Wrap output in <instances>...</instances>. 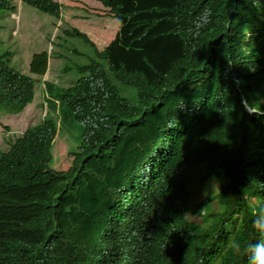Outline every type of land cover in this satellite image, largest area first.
<instances>
[{
    "label": "trees",
    "instance_id": "16d2710c",
    "mask_svg": "<svg viewBox=\"0 0 264 264\" xmlns=\"http://www.w3.org/2000/svg\"><path fill=\"white\" fill-rule=\"evenodd\" d=\"M22 1L60 20L58 2ZM98 1L118 21L106 45L60 21L28 64L42 78L49 62L80 125L65 170L49 167L54 121L28 120L32 78L0 52V264H249L230 244L262 238L264 4ZM68 38L94 52L71 46L74 82L58 57ZM211 183L215 211L190 220L191 193Z\"/></svg>",
    "mask_w": 264,
    "mask_h": 264
},
{
    "label": "rangeland",
    "instance_id": "374dc122",
    "mask_svg": "<svg viewBox=\"0 0 264 264\" xmlns=\"http://www.w3.org/2000/svg\"><path fill=\"white\" fill-rule=\"evenodd\" d=\"M57 1L61 2V6L58 7L61 20L66 19L71 26L82 31L93 42L94 48H102L114 36L118 21L96 0ZM10 2L15 6L12 12L8 8L0 9V52L9 51L13 54L11 65L28 73L27 64L31 54L49 47L46 40L47 35L51 32V35L54 36L55 27L58 24L51 26L52 15L38 11L21 3L20 0H10ZM260 2L264 4V0H260ZM71 46H73L72 49ZM93 47L84 43L80 38L63 39L62 44L57 46L61 50H58L60 52L58 57L72 82L79 79V74L76 73V61L70 57L69 49L75 50L73 52L79 54L81 60L85 61L88 55L94 57ZM63 67L59 68L61 73H63ZM53 75H51L53 81L49 78L50 84L47 85L40 83L37 80L38 77L30 75L33 76L34 90L30 102L25 107L27 115H30L28 118L30 122L36 123L42 119V116L45 120L52 118L56 121V134L53 136L49 148L51 154L49 167L65 170L72 159L70 152L74 151L78 144L80 125L76 123L71 111L62 103L61 99L54 97L58 96L56 93L59 90L51 84L63 85H61L59 74ZM7 115L13 118L12 115ZM2 125L9 126L6 122H3ZM1 129L0 126V132L3 130ZM8 131L9 134L22 132L19 128ZM1 145L2 143H0ZM204 188L203 191L196 189L191 193L186 207V216L190 220H207L215 211V202L204 200V194H209L214 190V183L206 184Z\"/></svg>",
    "mask_w": 264,
    "mask_h": 264
},
{
    "label": "clouds",
    "instance_id": "9594fccd",
    "mask_svg": "<svg viewBox=\"0 0 264 264\" xmlns=\"http://www.w3.org/2000/svg\"><path fill=\"white\" fill-rule=\"evenodd\" d=\"M8 2H9V4L12 6V9H11V12L15 9V6L10 2V0H7ZM53 1H56V2H58L59 4H60V6H61V2L60 1H57V0H53ZM97 2H99L100 4H101V2L100 1H98V0H96ZM20 2L21 3H24L22 0H20ZM24 4H26V3H24ZM26 5H28V4H26ZM29 6H31V5H29ZM31 7H33V6H31ZM106 10H108V8H106L105 6H103ZM33 8H35V7H33ZM36 10H38V11H42V12H44L43 10H40V9H37V8H35ZM109 11V10H108ZM110 12V11H109ZM44 13H46V12H44ZM48 14V13H47ZM48 15H50V14H48ZM52 18H53V16H52ZM59 19L60 20H54V18H53V21H52V23H51V26H53V25H56V24H59L58 22H60V21H65L66 23H68V21H66V19H63V20H61V18L59 17ZM55 21V22H54ZM69 24V23H68ZM57 26V25H56ZM55 30H56V27H55ZM51 33V32H50ZM53 38V35H50V39H52ZM47 41H48V43H49V47L46 49L47 51L50 49V40L48 39V36H47V39H46ZM44 49V48H43ZM35 53V52H34ZM38 53V52H37ZM32 55V54H31ZM12 56H13V54H11V59H12ZM30 58H31V56H30ZM29 62H30V59H29V61H28V64H29ZM28 64H27V69H28V74L29 75H34L35 77H37L35 74H33V73H31L30 71H29V68H28ZM16 68V67H15ZM17 69V68H16ZM49 69H50V65H49V62H48V65H47V67H46V71H45V73H44V75L42 76V78H39L38 77V79L37 80H39L40 81V83H42L43 85H47V84H50L49 82H48V79L49 78H51V80L53 81V77H51V75H49L48 74V71H49ZM17 70H19V69H17ZM22 72V71H21ZM54 76V75H53ZM31 78H32V80H33V76H30ZM78 80V79H77ZM53 83V82H52ZM33 84H34V82H33ZM51 85H55L56 87H57V89H58V86L55 84V83H53V84H51ZM33 88H34V85H33ZM59 90V89H58ZM58 93V92H57ZM56 93V94H57ZM54 97H57V96H54ZM59 98V97H58ZM26 108V107H25ZM249 109V108H248ZM42 119H43V116H42ZM50 119H52V118H50ZM53 120V119H52ZM54 121V123L56 124V121L55 120H53ZM1 126V125H0ZM2 127V126H1ZM3 129V128H2ZM1 129V130H2ZM2 133H3V130H2V132H0V139L3 137V135H2ZM55 134H56V131H55ZM51 168V167H50ZM54 170H57V169H54ZM253 215H254V217H255V219H254V221H253V227L256 229V231L260 234V236L262 237L259 241H257L256 243H249V244H247L246 246H244V245H242L241 244V242L240 241H238V240H235V241H233V242H231V244H230V247H231V250L235 253V254H237V255H239V254H241L242 253V251H243V253L245 254V255H247L248 256V260H249V264H264V209H261L260 211H258V212H254L253 213Z\"/></svg>",
    "mask_w": 264,
    "mask_h": 264
},
{
    "label": "water",
    "instance_id": "95a60500",
    "mask_svg": "<svg viewBox=\"0 0 264 264\" xmlns=\"http://www.w3.org/2000/svg\"><path fill=\"white\" fill-rule=\"evenodd\" d=\"M246 109H247L248 111H251L250 109H248V107H246Z\"/></svg>",
    "mask_w": 264,
    "mask_h": 264
}]
</instances>
